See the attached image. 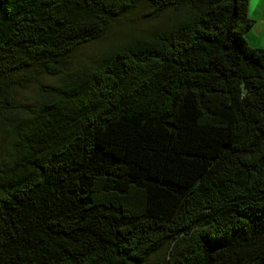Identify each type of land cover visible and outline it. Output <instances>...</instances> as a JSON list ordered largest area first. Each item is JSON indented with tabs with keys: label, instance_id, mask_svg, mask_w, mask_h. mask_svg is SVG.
Listing matches in <instances>:
<instances>
[{
	"label": "trees",
	"instance_id": "1",
	"mask_svg": "<svg viewBox=\"0 0 264 264\" xmlns=\"http://www.w3.org/2000/svg\"><path fill=\"white\" fill-rule=\"evenodd\" d=\"M249 6L0 0V264H264Z\"/></svg>",
	"mask_w": 264,
	"mask_h": 264
},
{
	"label": "rangeland",
	"instance_id": "2",
	"mask_svg": "<svg viewBox=\"0 0 264 264\" xmlns=\"http://www.w3.org/2000/svg\"><path fill=\"white\" fill-rule=\"evenodd\" d=\"M144 11H145L144 9H140V8L137 9L135 12H133L127 17L125 21L126 25L124 27L114 28L111 34L117 36V38H120V36L122 35L142 33L154 29L158 23L155 21L148 20V18L145 15H143ZM249 14L250 17L258 21L257 24L253 28H251L250 34L261 35L258 29H259V25H261L264 22V0H250ZM262 29H263V33L261 37V44H264V25ZM101 46L102 43H98L95 45H88L85 48H83L81 52L82 54H84V56L87 57L88 55L96 53L97 48H100Z\"/></svg>",
	"mask_w": 264,
	"mask_h": 264
},
{
	"label": "crops",
	"instance_id": "3",
	"mask_svg": "<svg viewBox=\"0 0 264 264\" xmlns=\"http://www.w3.org/2000/svg\"><path fill=\"white\" fill-rule=\"evenodd\" d=\"M255 21H256V24H257L258 21L257 20H255ZM263 25H264V22L261 25H259V29H258V31L261 33V35H252V34L249 33V38H250L249 40H250V42L252 40V43L251 44L253 46H256V47H264V44H261V37H262V33H263V29H262Z\"/></svg>",
	"mask_w": 264,
	"mask_h": 264
}]
</instances>
